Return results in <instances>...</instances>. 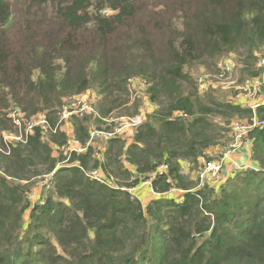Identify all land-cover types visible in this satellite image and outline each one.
<instances>
[{
	"label": "trees",
	"instance_id": "1",
	"mask_svg": "<svg viewBox=\"0 0 264 264\" xmlns=\"http://www.w3.org/2000/svg\"><path fill=\"white\" fill-rule=\"evenodd\" d=\"M228 56L259 76L245 71L264 59V0H0V264H264V126L247 135L256 169L196 188L199 158L231 140L222 125L264 121V105L200 95L191 73ZM134 78L151 113L130 141L87 146L138 114ZM90 90L94 113L69 121L77 153L56 124ZM12 108L48 129L5 141Z\"/></svg>",
	"mask_w": 264,
	"mask_h": 264
},
{
	"label": "built area",
	"instance_id": "2",
	"mask_svg": "<svg viewBox=\"0 0 264 264\" xmlns=\"http://www.w3.org/2000/svg\"><path fill=\"white\" fill-rule=\"evenodd\" d=\"M222 59H220L216 64V69L218 73L219 72L221 73V70L218 68V66L221 64ZM231 59H234L233 56ZM259 61H260V64L264 65L263 58H259L258 62ZM254 79L261 81L260 77L259 78L256 77ZM132 82H134V84L135 82L141 83L140 86L142 88H140L139 86L136 88L133 84H131ZM197 83H198V89L199 87L203 88L201 82H198L197 80ZM255 83L258 86L259 91H260L262 88L263 82L260 83L259 81H256ZM146 87L147 86L144 81L138 78L131 79L129 81V88H128L130 102L134 101V99L131 98L133 95L130 89L131 90L137 89V91H140V92L143 91L144 97L147 100V97L145 94ZM133 92H136V91H133ZM100 98L101 96L97 93V91L90 90V91H86L80 95H77L69 99L67 102L71 100H73L74 102L71 105H68L67 102H65L64 106L62 107L59 113V118L57 120L56 126H58L59 131L61 130L62 132H65L63 131V129L66 127L65 130L70 133L69 135H67L68 133L66 134L69 138L68 139V149L70 151H76L77 153H81L85 151L86 149L85 147H82L80 143L72 137V128L69 124L70 119L72 117L82 118L84 117V114L94 113L95 106L97 102L100 100ZM257 98L259 99L257 100L255 104L249 107L247 106L245 107L250 109L252 112H254L258 106L264 105V96H258ZM138 99L141 100V98L139 97ZM9 117L13 121L18 131V134H15L12 132L5 133L4 134L5 141L24 142L25 137L29 134H32V131L35 128L39 127L43 131H46V129H48L49 127L46 117H44L43 115H36L31 118H26L25 115L22 112H20L18 109L12 108L9 111ZM145 118H146V114L142 115L141 111L138 114H135L130 117L122 116V117L116 118L112 120L114 122V127L109 132L99 131V130H96L94 127H92L90 138H89V141L87 142V146L91 145L94 148H98V146L95 145L96 139H99L102 143H105L107 140L111 138H120L121 140H124V141H130L129 139L132 138L136 129H138L144 123ZM263 126H264V121H259L255 117H252L250 122L246 121L243 125L239 126L234 134L229 132V135L231 136L230 137L231 140L227 143V145L223 149L220 150V148H214V153L209 154L208 152L213 150L211 149L206 152L207 157H200L198 160L199 168L196 172V177L198 180L196 188L197 189H202L204 187H208L212 189L217 188L223 182L222 178H220V172L223 168L224 162L230 156L235 154L239 149L244 148L248 143H250L249 139L247 138V135L253 128H258V127H263ZM54 130L56 129L54 128ZM99 159L102 160L103 158L99 157ZM60 166H65V165H60ZM238 170H241V169H236L234 171H238ZM158 171L159 173H164L166 171V167L161 166L159 167ZM87 176L101 184L104 183V179L102 175L96 171H93L92 173H89V174L87 173ZM153 178L154 176H152L151 178H149L147 182H144L142 184L149 186V183L151 179Z\"/></svg>",
	"mask_w": 264,
	"mask_h": 264
},
{
	"label": "rangeland",
	"instance_id": "3",
	"mask_svg": "<svg viewBox=\"0 0 264 264\" xmlns=\"http://www.w3.org/2000/svg\"><path fill=\"white\" fill-rule=\"evenodd\" d=\"M231 58L232 56H229L221 60V64L218 66V68L221 70V73L220 72L218 73L217 71L216 72L209 71L206 68H203L201 66V67H198L197 70L193 71L191 75L192 77L197 78L198 82L202 83L203 88L199 87L200 95L204 94L205 92H208V93L211 92L212 96L217 98L219 101L233 102V103H238L242 106L249 107L257 102V100L259 99L257 98L258 96H264V94H260L261 91H259V88L255 83L256 81H259L260 83L263 82L262 87L264 86V65L260 64V61L259 62L256 61V63L254 64L252 68L245 71V72H251V73L258 71L259 73L258 78L259 77L261 78V81H260V80H256L254 78L248 77L246 73L242 72L240 64H238L236 60L231 59ZM131 84H133L136 88L138 86L142 88L140 86L141 83L139 82H135V84L134 82H132ZM130 91L133 95L131 98H133L135 101L138 99V97L141 98L140 100L141 105H140L138 113L141 111V114L142 115L146 114V116L150 114L153 108L150 105V103H148L147 100L145 99L144 94H143L144 92L137 91V89L136 90L130 89ZM133 91H136L138 93L133 92ZM68 100L69 99L65 100V102H67ZM73 102L74 101L71 100L67 102V104L71 105ZM132 103L133 102H130L128 104V107L131 106ZM92 114H84V116H89ZM215 121L218 123H222V121L219 119H216ZM245 122H246L245 120L241 122V120L239 121L235 119L233 120V123H231L232 125L231 124L228 126L222 125V129L225 128L226 131L222 130L218 134L219 139H220L219 142L220 143L226 142L228 139L227 137L229 136L228 131L234 134L237 128L243 125ZM65 128L63 129V131H65L66 134L68 133L67 135H69L70 133L66 131ZM101 144L102 142L99 139L95 140V145L99 147ZM208 153L213 154L214 150L209 151ZM186 164L187 163H182V173L184 175H188V173H190V168H188ZM220 178H221V172H220ZM146 186H144V188H146ZM147 188H149V186H147ZM139 190H142V189L140 188ZM147 190L148 189L144 191V194H138V197L141 199V202L144 204L148 201V199H150L148 194H146ZM35 192L36 191H33V193ZM144 195H147V196H144ZM31 197H32L31 198L32 201H36V194L32 195ZM25 221H27V215L25 217Z\"/></svg>",
	"mask_w": 264,
	"mask_h": 264
},
{
	"label": "crops",
	"instance_id": "4",
	"mask_svg": "<svg viewBox=\"0 0 264 264\" xmlns=\"http://www.w3.org/2000/svg\"><path fill=\"white\" fill-rule=\"evenodd\" d=\"M256 167L257 166L251 160V144L248 143L244 148L239 149L224 162L223 168L221 170V178L222 180H226L236 169H256Z\"/></svg>",
	"mask_w": 264,
	"mask_h": 264
}]
</instances>
